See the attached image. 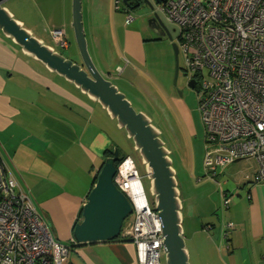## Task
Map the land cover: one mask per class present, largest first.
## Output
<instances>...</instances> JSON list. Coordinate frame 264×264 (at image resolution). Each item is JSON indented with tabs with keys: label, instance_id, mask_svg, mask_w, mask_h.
Here are the masks:
<instances>
[{
	"label": "crops",
	"instance_id": "1",
	"mask_svg": "<svg viewBox=\"0 0 264 264\" xmlns=\"http://www.w3.org/2000/svg\"><path fill=\"white\" fill-rule=\"evenodd\" d=\"M31 1L39 9L33 23L15 17L9 10L33 35L61 52L40 28V16L50 27L64 26L71 42L72 0ZM26 2L17 9L33 15L25 10ZM92 41L96 57L105 66L110 44ZM121 49L124 55L142 62L145 59L142 29L126 28ZM73 60L81 62L77 57ZM93 103L101 105L74 83L48 69L33 54L24 52L0 30V156L29 192L54 238L70 243L65 264H139L133 242L119 238L80 244L74 237V228L82 220L83 205L103 162L110 156L109 151L117 147L124 154L111 130L94 123ZM100 107L112 125L107 109ZM17 138H22L25 146L19 159L28 162L26 166L20 161L22 165L18 168L9 161L12 141L16 143ZM256 169L257 164L241 174L234 164H229L216 171L215 182L226 185L225 191L219 188L220 201L223 196L229 198V205L232 201L227 217L232 227L226 230V223H221L219 230L225 245L222 252L227 251L226 264H264V182L253 183ZM213 228L217 230L214 223L201 227L203 231ZM194 231L200 230L197 227Z\"/></svg>",
	"mask_w": 264,
	"mask_h": 264
},
{
	"label": "built area",
	"instance_id": "2",
	"mask_svg": "<svg viewBox=\"0 0 264 264\" xmlns=\"http://www.w3.org/2000/svg\"><path fill=\"white\" fill-rule=\"evenodd\" d=\"M157 3L178 27L185 71L196 80L205 141L212 144L206 148L204 166L214 177L220 166L253 158V183L264 182V0ZM119 4L116 0V9ZM51 35L68 48L64 28H53ZM114 182L133 207L120 238L136 245L139 264H162L165 247L158 213L130 156L117 165ZM229 201L224 196L225 206ZM69 250L70 245L54 238L29 192L0 156V264H65Z\"/></svg>",
	"mask_w": 264,
	"mask_h": 264
},
{
	"label": "rangeland",
	"instance_id": "3",
	"mask_svg": "<svg viewBox=\"0 0 264 264\" xmlns=\"http://www.w3.org/2000/svg\"><path fill=\"white\" fill-rule=\"evenodd\" d=\"M115 1L82 0L83 20L90 54L98 69L118 86L137 111L145 112L161 131V137L170 151L175 169L177 188L182 201V225L191 264H217V262L226 264L224 253L227 251L224 249L222 252L225 245L222 238L219 237L221 236L219 230L221 223H226V230L232 227L227 221L232 201L229 206L223 204V198L220 201L219 188L225 191L226 185L215 182L216 176L213 177L204 166L206 148L211 149L212 144L205 141V128L199 108L198 92L196 88H191L188 85L191 74L190 72L185 74V70H187L186 58L181 50L178 57L180 69L175 83L176 62L173 43H177L179 29L159 10L157 0H150L154 6L153 10L147 3L131 6L128 3L125 4L124 0H119V9H116ZM25 2L27 3L23 5L25 10L32 12L33 15L17 9L20 3ZM4 6L13 11L15 17L24 18L30 23L36 20L33 16L37 18L39 14L37 5L31 0H7ZM15 10L17 11L15 12ZM154 11L159 13L172 32V40L167 36H161L150 26V18L153 17ZM129 17L130 20H128ZM40 22V28L46 33V38L52 42L51 30L55 27L64 28V26L50 27L41 16ZM126 28L142 29L145 39V59L142 62L123 54L121 47ZM70 35V48L69 46L67 49L61 48L58 44L56 46L58 49H62L61 52L66 57L71 59L77 57L81 60L73 28ZM92 40H101L104 46L110 44L106 49L107 52L105 51L107 53L105 66L104 63L102 64V60L96 57ZM205 71L207 72V70ZM178 99L181 103H178ZM93 104L96 107L94 123L104 128L106 126L111 130L112 137L122 147L123 155H128L133 159L141 176L147 199L151 207L155 208L151 180L147 175L146 164L139 150L136 149L133 140L128 137L126 130L118 126L116 119L110 116L113 119L111 125L104 110L100 109L101 105ZM12 143L14 144H12L13 152L9 156L10 164L17 167L25 163L27 166L28 162L19 159L23 148H25L23 139L17 138L16 143L14 140ZM25 145L28 148L26 143ZM229 164H234L239 173L243 174L255 166L256 162L253 158H248ZM205 223L216 224L217 230L213 228L210 231H203L201 227ZM197 227L199 232L194 231V228ZM61 243L70 244L67 240H61ZM161 262L166 264L164 252Z\"/></svg>",
	"mask_w": 264,
	"mask_h": 264
},
{
	"label": "water",
	"instance_id": "4",
	"mask_svg": "<svg viewBox=\"0 0 264 264\" xmlns=\"http://www.w3.org/2000/svg\"><path fill=\"white\" fill-rule=\"evenodd\" d=\"M7 0H0V30L33 54L51 71L74 83L83 92L97 100L116 119L118 126L126 130L136 149L146 164L151 180V191L155 196V210L160 220L166 264H191L182 225L181 207L177 180L170 151L161 137L160 129L143 111H137L118 86L110 81L96 66L90 54L88 39L84 29L82 0H72V28L81 56V62L66 57L32 34L4 6ZM129 0H124L127 4ZM161 0H157L160 2ZM153 10L150 0H144ZM129 4V3H128ZM151 24L161 36L172 40V32L157 11L150 18ZM176 70L175 83L179 74V46L173 43ZM188 85L195 88L196 80ZM182 96V93H180ZM119 148L103 162L96 183L91 189L82 208V220L74 228L77 243H92L117 240L121 236L126 219L133 213L128 197L117 187L114 177L117 163L121 162ZM241 159L235 160V162Z\"/></svg>",
	"mask_w": 264,
	"mask_h": 264
},
{
	"label": "flooded vegetation",
	"instance_id": "5",
	"mask_svg": "<svg viewBox=\"0 0 264 264\" xmlns=\"http://www.w3.org/2000/svg\"><path fill=\"white\" fill-rule=\"evenodd\" d=\"M128 3L131 5V6H134V5H142L144 2V0H129ZM186 75L189 74V72L186 71L185 73ZM191 79V75H190V78L189 80ZM196 87V86H195Z\"/></svg>",
	"mask_w": 264,
	"mask_h": 264
},
{
	"label": "trees",
	"instance_id": "6",
	"mask_svg": "<svg viewBox=\"0 0 264 264\" xmlns=\"http://www.w3.org/2000/svg\"><path fill=\"white\" fill-rule=\"evenodd\" d=\"M109 154L110 155H112V151H109ZM124 156H128V155H124ZM119 164V162L117 163V165ZM219 168V167H218ZM217 168V169H218ZM217 171V170H216ZM216 171H215V174H214V176H216ZM122 240H124V241H130V242H133L132 240H128V239H124V238H121ZM74 246V245H73Z\"/></svg>",
	"mask_w": 264,
	"mask_h": 264
},
{
	"label": "clouds",
	"instance_id": "7",
	"mask_svg": "<svg viewBox=\"0 0 264 264\" xmlns=\"http://www.w3.org/2000/svg\"><path fill=\"white\" fill-rule=\"evenodd\" d=\"M70 42V41H69ZM70 44V43H69ZM242 160V159H241Z\"/></svg>",
	"mask_w": 264,
	"mask_h": 264
}]
</instances>
